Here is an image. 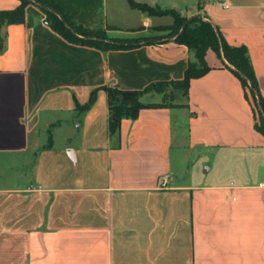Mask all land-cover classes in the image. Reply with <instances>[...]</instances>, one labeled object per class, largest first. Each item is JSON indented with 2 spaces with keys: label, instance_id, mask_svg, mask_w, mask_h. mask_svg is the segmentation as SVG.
I'll return each instance as SVG.
<instances>
[{
  "label": "crops",
  "instance_id": "obj_1",
  "mask_svg": "<svg viewBox=\"0 0 264 264\" xmlns=\"http://www.w3.org/2000/svg\"><path fill=\"white\" fill-rule=\"evenodd\" d=\"M54 1L90 30L141 37L163 25L127 0ZM134 1L201 15L227 45L244 46L264 99V0ZM18 3L0 0V11ZM2 30L0 264H264V135L222 58L208 51L210 70L185 96L110 135L103 90L85 114L76 103L103 86L180 81L192 51L174 38L113 51L72 45L33 5ZM61 128L69 145L55 147L51 129ZM199 163L202 176L180 175Z\"/></svg>",
  "mask_w": 264,
  "mask_h": 264
},
{
  "label": "trees",
  "instance_id": "obj_2",
  "mask_svg": "<svg viewBox=\"0 0 264 264\" xmlns=\"http://www.w3.org/2000/svg\"><path fill=\"white\" fill-rule=\"evenodd\" d=\"M19 3L13 10L0 11V52L4 48L5 33L2 28L8 25L24 23L25 9L29 5L37 7L44 15L45 24L65 42L86 46L103 51L131 49L140 43L154 44L155 41L174 38V41L192 51L195 57L184 72L183 79L177 82L151 84L139 91L119 90L111 87H100L91 92L89 101L84 105L76 103L75 111L79 114L88 112L96 101L99 90L107 94L109 113L108 131L110 135L117 132L122 119H136L140 110L145 108H164L166 103H143L142 97L150 91H163L167 86L175 85L182 90L185 96L190 80L202 77L209 70L205 57L208 51H212L219 59H223V67L229 69L240 81L243 88L249 91L252 103L256 108L258 123L255 129L264 135V99L261 97L254 72L244 46L232 47L226 44L222 36L207 21L201 18L193 19L183 31L180 30L186 18L179 16L175 11H158V7H150L146 4L127 0L131 9L140 11L149 17L158 15H171L173 22L166 28L170 35L164 38H153L144 40H122L111 39L105 30H90L77 24L54 0H18ZM170 101L176 97L170 96ZM165 99V97H164ZM51 142L48 143L50 145Z\"/></svg>",
  "mask_w": 264,
  "mask_h": 264
},
{
  "label": "rangeland",
  "instance_id": "obj_3",
  "mask_svg": "<svg viewBox=\"0 0 264 264\" xmlns=\"http://www.w3.org/2000/svg\"><path fill=\"white\" fill-rule=\"evenodd\" d=\"M158 8H159L158 11H161V12L168 11V10L162 9L160 7H158ZM173 11H175V10H173ZM175 12L179 16L186 18V21L188 19H191V21H192L193 19H197V18H201L202 20H204L201 15H195V16L187 17V16H182L177 11H175ZM155 17L160 18L162 20V21H160V23H162L163 25H155L148 30V34H150V35L154 34V36L153 35L152 36H150V35L141 36V37L138 35H128L127 36V35H123V34L117 33V32H108V33H106V35L108 38H111V39H122V40H144V39H153V38H160V37L164 38V37L169 36L170 35L169 31L158 30L157 28H161V27L166 28L169 25H171L173 22V18L171 17V15H168V14L165 15L164 14V15H158ZM181 94H182V90L178 89L175 85H172V86H167L163 91H160V92L152 90L148 94L143 96L141 100L143 103H167V104H169L170 99H171L170 96H174V97L179 98ZM164 97H165V99H164ZM58 116L60 117V119H62V121L65 120V117L63 115H58ZM52 118L55 120H59V118H55V116H53ZM56 129L55 130L51 129V132H53V134H55V136H54L55 147H63L65 145H69L65 141V139H66L65 137L68 135L67 131H65L64 128H61L59 130H56ZM45 139H46V137H45ZM173 164H174V167L176 168L175 169L176 171L181 170V164L178 165L176 161H173ZM203 170H204V166L201 163L195 165L194 167H193V164H187L183 167V170H182L180 175L183 176V175H185L187 173L189 174L191 172V177L193 179H195L196 176H202Z\"/></svg>",
  "mask_w": 264,
  "mask_h": 264
},
{
  "label": "water",
  "instance_id": "obj_4",
  "mask_svg": "<svg viewBox=\"0 0 264 264\" xmlns=\"http://www.w3.org/2000/svg\"><path fill=\"white\" fill-rule=\"evenodd\" d=\"M204 19V18H203ZM191 21V19H188L182 26L180 33L183 31V29L186 27V25Z\"/></svg>",
  "mask_w": 264,
  "mask_h": 264
},
{
  "label": "built area",
  "instance_id": "obj_5",
  "mask_svg": "<svg viewBox=\"0 0 264 264\" xmlns=\"http://www.w3.org/2000/svg\"><path fill=\"white\" fill-rule=\"evenodd\" d=\"M214 2H218V3H220V4H222V5H224V3L223 2H221L220 0H213ZM165 183H166V181H165V179L162 181V186L163 185H165Z\"/></svg>",
  "mask_w": 264,
  "mask_h": 264
}]
</instances>
